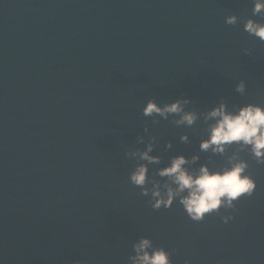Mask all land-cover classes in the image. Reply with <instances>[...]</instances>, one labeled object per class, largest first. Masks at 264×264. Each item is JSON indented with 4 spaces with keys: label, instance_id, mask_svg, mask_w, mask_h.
<instances>
[{
    "label": "clouds",
    "instance_id": "obj_1",
    "mask_svg": "<svg viewBox=\"0 0 264 264\" xmlns=\"http://www.w3.org/2000/svg\"><path fill=\"white\" fill-rule=\"evenodd\" d=\"M250 2L251 15L264 17V0ZM224 23L235 25L237 17L229 15L225 17ZM243 31L264 44V23L246 19ZM234 91L243 94L244 82H238ZM188 104V99H177L162 105L149 99L141 114L144 117H159L160 120L175 117L170 122L186 128L200 119L205 125L206 138L200 140L198 151L225 157L226 163L223 166L200 164L193 168L191 166L199 160L198 155L189 158L176 155L168 159L166 166L156 168L150 178L148 165L161 164L159 156L151 155L152 137L145 143L144 137L138 136L137 142L144 144V149L125 152V156L144 162L137 163L131 170L128 182L140 189L141 196L148 197L153 210L169 209L176 202L191 221L200 222L206 215L218 212L221 208L233 209L234 202L241 197L251 196L256 189L255 181L246 174L248 163L241 159L239 153L246 151L257 164H264V107L248 103L229 109L221 100L209 110L198 114L185 110ZM152 122L155 124L156 120ZM144 131L147 133V128ZM179 141L187 143L188 136L180 135ZM164 147L167 150L171 145L165 144ZM231 219V215L220 217L221 223L225 224ZM169 255L164 248L154 246L149 238L140 237L131 244V254L127 260L128 264H171Z\"/></svg>",
    "mask_w": 264,
    "mask_h": 264
}]
</instances>
